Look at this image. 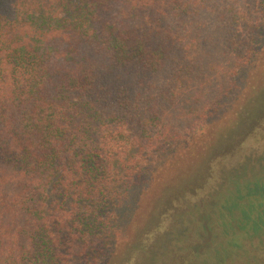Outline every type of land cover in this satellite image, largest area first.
<instances>
[{
    "label": "trees",
    "instance_id": "16d2710c",
    "mask_svg": "<svg viewBox=\"0 0 264 264\" xmlns=\"http://www.w3.org/2000/svg\"><path fill=\"white\" fill-rule=\"evenodd\" d=\"M263 13L264 0H0V264H129L135 178L222 105L261 50ZM245 191L231 221L264 182ZM242 214L224 231L264 235V204Z\"/></svg>",
    "mask_w": 264,
    "mask_h": 264
},
{
    "label": "rangeland",
    "instance_id": "374dc122",
    "mask_svg": "<svg viewBox=\"0 0 264 264\" xmlns=\"http://www.w3.org/2000/svg\"><path fill=\"white\" fill-rule=\"evenodd\" d=\"M256 33L261 50L222 105L195 120L201 125L193 135L167 140L157 157L150 153L147 171L135 178L136 209L120 236L119 256L129 255V264H264V235L223 229L251 200L264 204V193H255L234 220L224 214L238 189L246 194L264 182V26Z\"/></svg>",
    "mask_w": 264,
    "mask_h": 264
}]
</instances>
